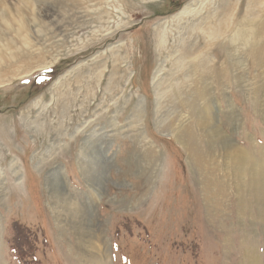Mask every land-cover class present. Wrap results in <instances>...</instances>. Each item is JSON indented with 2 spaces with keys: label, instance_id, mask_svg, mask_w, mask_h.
Wrapping results in <instances>:
<instances>
[{
  "label": "rangeland",
  "instance_id": "rangeland-1",
  "mask_svg": "<svg viewBox=\"0 0 264 264\" xmlns=\"http://www.w3.org/2000/svg\"><path fill=\"white\" fill-rule=\"evenodd\" d=\"M31 1L27 10L19 0H0V29L2 19L20 12L33 25L55 26L17 61L1 54L9 62L0 67V264H246L251 254L264 264V224L254 197L237 196L233 180L223 181L219 212L209 210L203 175L192 161V151L204 154L206 143L198 140L192 115L178 102L156 112L153 74L169 67L158 32L170 33L171 17L188 3L197 8L196 1ZM237 1L241 19L251 0ZM253 14L263 18L264 3L253 5ZM7 36L21 47L15 35ZM211 55L225 62L220 48ZM240 58L247 67L234 72L239 82L226 77L225 86L213 90L222 107L226 100L234 107L237 130L225 113L217 117L236 144L255 146L258 159L264 157L263 80L249 56ZM161 125H189L185 142ZM93 130L108 134L104 174L94 183L97 197H89L99 255L90 247L93 238L88 244L63 221L46 184L59 169L66 193L88 200L93 186L78 152ZM241 198L248 208L243 213Z\"/></svg>",
  "mask_w": 264,
  "mask_h": 264
},
{
  "label": "bare ground",
  "instance_id": "bare-ground-1",
  "mask_svg": "<svg viewBox=\"0 0 264 264\" xmlns=\"http://www.w3.org/2000/svg\"><path fill=\"white\" fill-rule=\"evenodd\" d=\"M19 1L21 9H27L30 6L31 10V0ZM195 1L198 4L197 8H193V4L188 3L171 17V25L174 29H171L170 33L167 29H161L158 32L157 45L166 51L163 62L169 60V67L159 66L153 74L156 112H161L165 104L178 102L179 106H184L192 115L200 132L198 140H204L206 143L204 154L192 151V161L199 173L203 175L202 190L208 209L219 210L220 198L226 191L223 181L232 179L237 196L246 194L249 198L254 197L252 201L256 202L259 213L256 212V217L264 224V157L255 158L253 144V147L248 149L240 146L236 144L237 142L229 132L224 131L221 126L223 120L217 117V113H225L227 121H230L231 129L235 131L238 127L234 116L235 110L229 100H226L227 105L222 107L219 97L215 94L216 92H213L216 88L225 86L224 78L226 77H231L234 83L239 82V78L234 77V72L237 71L238 66L246 69L247 63L240 58L244 55L249 56L259 68L264 91V16L257 20L256 15L253 14V5L264 2L251 0L248 2L249 11L247 10L241 19H236L237 0L233 4L228 3L229 0H221L218 4L211 0ZM195 15L197 18L192 19ZM2 23L4 27L0 29V67L3 63L7 65L9 62L7 58L4 59L5 56L1 55L4 51H8L5 54L15 62L19 53L31 52L35 48L34 41L40 36L43 37L44 33H51L55 28L41 20L38 26L33 25L26 14L21 12L11 16L10 20L2 19ZM8 34L15 35L21 47L14 45ZM215 47L221 49L225 62L218 64V59L211 55ZM262 93L261 107L264 116V92ZM141 108L139 101L132 114L135 118L140 116ZM189 117L188 115L184 117L185 121ZM165 127L166 125H161L160 129L168 130L167 132L171 135L180 138L187 133L186 130L190 126L177 128L169 125L167 129ZM101 133L93 130L87 134L78 152L80 170L87 177L91 187L93 186L92 194L86 196L88 200L85 199V202L80 203L70 193H66L64 179L59 169L51 171L46 176V184L53 204L60 208L61 212L64 210L63 221L68 222L78 234H82L88 244L93 238L90 247L95 250L96 255L100 254V250L102 251V243L99 235H96L97 229L93 222L95 216L93 217L94 211L91 208L93 204L89 201V197L95 198L97 195L94 183H97L96 181L104 174L103 164L106 156L103 152L105 154L107 149L105 150L103 143L108 134L100 135ZM182 140L185 142V138L182 137ZM216 148L221 150L218 155ZM219 157L222 158L221 163L218 161ZM88 193L90 194L89 191ZM237 208L241 213L248 211L242 198ZM249 256L251 258L247 257L246 264H258L257 257L252 254ZM100 258L102 259V256Z\"/></svg>",
  "mask_w": 264,
  "mask_h": 264
},
{
  "label": "trees",
  "instance_id": "trees-1",
  "mask_svg": "<svg viewBox=\"0 0 264 264\" xmlns=\"http://www.w3.org/2000/svg\"><path fill=\"white\" fill-rule=\"evenodd\" d=\"M170 2H171V1H170ZM56 67H57V66H56ZM57 68H58V67H57ZM51 69H52V70H54L55 68H54V67H52Z\"/></svg>",
  "mask_w": 264,
  "mask_h": 264
}]
</instances>
